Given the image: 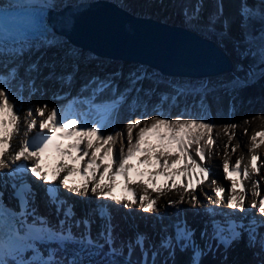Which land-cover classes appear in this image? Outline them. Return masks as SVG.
I'll return each instance as SVG.
<instances>
[{
    "label": "snow or ice",
    "instance_id": "obj_1",
    "mask_svg": "<svg viewBox=\"0 0 264 264\" xmlns=\"http://www.w3.org/2000/svg\"><path fill=\"white\" fill-rule=\"evenodd\" d=\"M58 7L64 5L57 4L56 0H45L44 3L36 4L32 27L28 33L14 41L0 39V175H6L11 180L13 197L18 208L17 211L4 205L3 193L0 192V264H10V261L11 264H157V256L162 250L168 251L169 256H174L177 247L181 252L191 250L189 264H201L205 252L212 250V244L206 242L205 247L201 248L193 239L194 231L179 213L170 225L173 233L169 234L168 227H164V234L158 245L146 244L149 240L147 234L137 231L134 238L121 241L117 246V237L114 235L116 225L112 223L109 205L97 204L96 207L88 209L84 216L76 217L74 204L60 196L59 188L56 187L57 181L60 188L78 196L87 198L91 193L98 200L123 203L125 207L139 203L142 211L146 213L160 212L161 206L158 205L157 198L150 195L149 189L156 193L162 192L163 189L157 184L163 178L166 182L171 181L169 190L182 188L185 193L179 201H168L166 208L184 202L185 196H190L191 203L196 207L199 205V197L194 193L197 185H203L208 180L210 169L203 163L206 158L203 147L198 148L194 155L189 149L202 140H206L207 144L212 143L214 123L207 117L161 118L163 113L160 112L151 117L141 115L127 122V151L125 153L122 147L117 159L114 157V146L117 137L122 133L115 130L106 132L105 129L110 128L111 124L90 123L75 116L61 117L58 107L49 109L48 105L29 108L23 114L18 102L22 97H18V93L27 90L29 95L37 92L42 95L44 90L42 86L37 87V79L45 68L49 71L44 75V80H53L61 85L55 93L57 99L68 95L63 88H70L80 71L82 53L64 36L74 23L75 13L51 19L50 14L56 12ZM202 8V0L191 9L185 7L183 12L186 21H198ZM222 15L223 8L220 5L218 13L208 18L209 31L215 30ZM239 16L242 39L235 40L233 47L240 58L253 61L245 73L247 79L243 83H247L249 80L264 77V0H257L255 4L241 0ZM254 23H258L259 28L254 27ZM222 27L227 34L229 25L226 21L222 22ZM53 49L55 51H52L51 58L45 59L48 51ZM32 56L35 59H31ZM237 67L240 68L239 65ZM21 68L24 70L23 76L20 75ZM58 68L61 71L58 72ZM69 68L71 71L67 70ZM114 77L115 74H111L102 79L94 75L83 85L84 90H88L89 85H96L92 89L93 93H103L111 89L112 99L104 101L111 106L108 113L111 119L117 118L120 107L128 101L132 93L136 95L133 96L129 108L135 110L140 107L141 93L148 96L157 91L156 87L145 88L141 83L150 79L143 69L129 74L128 85L122 91ZM152 83L158 85L159 79L152 78ZM240 83V77H236L224 86ZM168 87L176 96L185 90L176 82H169ZM79 98L85 101L89 99ZM95 99L96 96L93 95L92 100ZM149 118L153 120L150 127L146 123ZM141 124L145 126L140 127ZM137 128L139 131L133 142V131ZM257 136L260 137V142L254 145L255 148L264 144V132L252 136L251 140L256 141ZM61 138L70 139L72 142L63 144L60 142ZM52 153L57 156L58 165L49 174L43 160ZM171 156L177 158L169 162L168 157ZM242 159L243 157L237 159L231 170L228 159L222 162L224 178L230 182V187L226 189L217 185L214 188L218 203L226 202L230 209L240 212L245 209V181L251 180L253 173L261 172L257 163L260 159L258 155L252 154L247 166L243 168ZM9 168L11 170L7 173L3 172ZM24 174L32 175L45 185L48 202L55 207L57 216L60 217L56 226H52L47 217L39 215L36 208L32 207L36 193L31 184L22 179ZM233 174L238 179H233ZM76 175L83 178L79 184L69 180V177ZM134 176L139 179H134ZM194 177L196 184L193 183ZM182 178L185 182L178 184ZM121 179L127 192L125 196L114 194L116 182ZM260 184V180L253 181L252 195H261L256 190ZM131 185H136V188L143 186L142 195L138 196L136 188ZM226 191L229 192L227 198L224 195ZM250 208L256 210V215L245 214L246 223L228 219L225 224H217L213 220L212 235L209 237L205 230L201 232V238L218 241L228 248L233 241L241 238L242 232L246 233L249 247L258 249L261 257L259 264H264V231H261L264 229V197L258 203L253 201ZM164 215L171 216L172 213L165 210ZM96 218L103 223L96 237H93L91 225ZM157 219L162 220L163 217L158 216ZM74 228H82L83 231H73ZM44 241L56 245L55 248L47 249V256L37 247V243ZM70 247L72 254L69 256ZM137 248L140 250L141 259L133 262L132 254ZM28 251L32 252L31 257H25L24 254ZM94 257H99V261L94 262ZM121 257L123 260L119 259ZM164 264H167V260Z\"/></svg>",
    "mask_w": 264,
    "mask_h": 264
},
{
    "label": "bare ground",
    "instance_id": "obj_2",
    "mask_svg": "<svg viewBox=\"0 0 264 264\" xmlns=\"http://www.w3.org/2000/svg\"><path fill=\"white\" fill-rule=\"evenodd\" d=\"M84 1H92V0H56L57 4H62L64 5V7H66L68 4H78ZM120 1H122L121 3H123L127 9H132V11H135L139 14L157 16V18L162 19V20H169L175 23L183 24L184 26L195 30L200 35L202 33H204L205 35H209V37L216 39V40L214 39L212 40L217 42L219 45L220 43L226 44V45L230 43L231 45H234L235 40L242 39V36L239 34V31L241 30L240 26L237 25V23L235 22L237 20L238 21L240 20L239 18H237V15L239 14L237 11L240 9L241 0H218L220 1L222 5L223 15L220 17L221 19L219 23L215 25L214 31L208 30V27H207L208 24L205 23V21L208 16L218 13V9L220 5L217 0H202L203 8L201 12V18L198 21H194L192 23H188L186 21L183 10L185 7H188V6H189L188 8L191 9L193 5L197 4L198 2H201V0H120ZM248 2H253V0H248ZM64 7H58L57 10H61ZM224 21H226L228 25L231 22V25H232V28H230L231 25H229L227 34L224 33V28L222 27V22ZM236 30L238 31L237 33H236ZM205 35L202 34V36L209 38ZM230 35L232 39H234L232 42H229V40L227 39V37ZM52 51H55V50L54 49L49 50L48 54L45 56V59L51 58ZM81 53H82V56L79 61L80 71L76 74L71 87L63 88V91L68 93L67 96H62V98L60 99L56 98L55 93L57 92L58 89L61 88V85L53 80H48V81L44 80L43 78L44 75H47L49 71L48 69L45 68L43 70V74L40 75L37 79V87L42 86L44 90L43 94L41 95L39 92H37L36 94L29 95L27 90H25L23 93H18V97H22V99L18 100L19 106L23 114H26L29 108L34 109V108L42 107L44 105H48L49 109L51 107H58L61 110L60 111L61 117L75 116V117H78L80 120H87L90 123H99L101 125L111 124L110 128L105 129L106 132H111L115 130V131L122 133L121 136L117 137V143L114 146V157L118 159L120 156L119 150L123 147L126 153L127 147H128L127 139H126V131H127L126 124L129 120H135L136 118H139L140 115H142V111L140 109L139 113L137 112L133 116V118H130L129 114H131L130 113L131 111H128L126 109L128 104L131 103V101H129L128 99V101L120 107L117 118L111 119L108 115L111 106L104 103V101L112 99L111 89H107L103 93H93L92 89H94L96 85H89L88 90H84L83 85L87 84L89 78L94 75H98L102 79L105 78L107 76V72L117 73V75H119L123 80L128 81L129 74L134 71L139 70L141 66L137 64L112 62L111 60L99 59L89 54L88 52H84V51H81ZM36 55H39V53H36ZM232 56L233 55H231V57ZM232 58L236 65L234 73L235 75H237V72H236L238 70L237 66L242 62L249 63V60L242 59L238 55H235ZM25 59L27 60L28 58L26 57ZM31 59H35V56H32ZM143 68H145L146 70H151L146 67H143ZM67 70L71 71V69H67ZM57 71L59 72L61 71V69L58 68ZM152 71H155V70H152ZM20 75L21 76L24 75L23 68H21L20 70ZM148 76L150 77V79L144 80L141 82L144 86L156 87L157 90L173 92V90L168 87V83L159 81L158 85H153L152 78L154 77L151 76L150 74ZM228 77H231V76L228 75ZM211 79H208L207 81H210ZM182 80H189V79H182ZM123 89L124 87L120 88L121 91ZM93 95L96 96L95 101L92 100ZM79 97H88L89 99L85 101L84 99H80ZM144 106L146 107V114L150 115L151 117L153 115L152 111L155 107L153 102H149V103L145 102L142 105V108H144ZM221 108H223L222 118L224 119L230 118V116H232V112L234 111L233 100L225 101L223 105L215 107L214 109L218 111ZM257 115H258V112L256 111L255 116ZM128 116L129 118L126 119V117ZM152 122L153 120L150 118L146 121L149 127L151 126ZM233 123L235 125L236 124L238 125L237 132L241 133L239 136L236 135V138L238 139H234L233 136H230V134L228 133L230 130V126H225V125L220 126L218 124L219 126H217V129H214V130L212 129L213 133L211 134L213 137V141L217 142V144L214 143L212 145L214 146V148H212L211 146L212 143L207 144L206 140L201 146L204 148L205 153H206V158L203 163L206 167L210 169V175H209L208 180H210L211 182L216 181L217 183L216 184L212 183L209 185L208 180H206L203 183V185H197L196 192L194 193V195L199 197L198 206L194 207L193 204L191 203V197L185 196L184 202L178 203L175 207L166 208L165 206H167L168 201L170 200L179 201L180 197L182 195H185V193L182 188L181 190H177V189L169 190L168 186L171 184V181L166 182L163 178H161L157 184L158 186L161 183V188L163 189L162 192L156 193V192H152V190L149 189L150 195L153 198H157V203L158 205L161 206L160 212H152L151 214H154L156 216H162L163 219L165 220V225H170L171 222L177 219V213H179V215H182L183 211H185L187 217L194 216L196 212H197L196 216L198 215L202 216V213L199 211V209H201L204 206L203 204L205 203L203 196L209 197L210 195H212L211 198L213 199V202L215 204H219V205L222 204L223 207H227L226 202L218 203V198L214 194V188L217 185L224 186L226 189L230 187V182L224 178V173H223V168H222V162L225 159H228L230 167H232L234 166V163L237 159H240L241 157H243V159L241 160V167L243 168L247 166L252 154L258 155L260 159L258 160L257 163H258V166L261 167V172L259 174L253 173L252 179L249 181H245L246 188H247L245 208L247 209L250 208V204L253 201H256L258 203L260 198L264 196V144H260L259 148H255L254 145L260 142V137L257 136L256 141L251 140L252 136L257 135V133H259L258 131L255 130L258 127V125L257 123H255V120L252 119L250 116H248L246 113H243L240 116L239 120ZM144 126H145L144 124L140 125V127H144ZM138 131H139V128L134 129L133 131V136H134L133 142H135V138L137 136ZM60 142L63 144H70L66 141V139H63V138H61ZM198 146L199 145L197 144H193L191 148L189 149L190 153L194 155L196 153V150L199 148ZM48 157L50 158V160L46 162V169L49 172V171H52L55 167H57L58 158L55 155V153L48 155ZM176 158H177L176 156L170 157L171 161L175 160ZM196 158L198 159V157ZM141 159H143V157H141ZM114 168H115V165H114ZM10 170H11L10 168L4 169L3 172L7 173ZM2 176L3 177L1 178V184L4 186L5 200L7 201L8 204L17 206L16 199H14L11 195V189H12L11 180L6 175H2ZM25 176L26 175H24L23 177ZM76 176L72 177L71 182L76 181ZM133 178L137 180L139 179V177H136V176H134ZM233 179H238V177H236V175L233 174ZM255 180L261 181L259 188L256 189L260 191L261 193L260 196H254L251 194L254 189L253 181ZM5 182L7 183L5 184ZM120 182L122 181L119 180L116 182L115 188L119 186ZM184 182L185 180L182 178V180L178 181L177 183L182 184ZM193 183L194 184L197 183V180L195 177L193 178ZM131 187L136 188V185H131ZM209 188H210V191H209ZM211 188L213 191H211ZM142 189H143V186L136 188L138 196L142 195ZM91 195L93 194L89 193L88 196H91ZM125 195H127V192L124 189L123 194L120 196H125ZM224 195L227 198V196L229 195V192L226 191ZM82 197L83 196H78V198H82ZM116 204L119 206L120 204L124 206L123 203H116ZM137 206L139 209L140 208L139 203L134 206H129V207L124 206V207L126 209H129V208H135ZM165 210H167L168 212H171L172 215L165 216L164 215ZM81 213L83 214V216L86 214L82 210H81ZM112 220H113V224H116V222L118 221V218H114ZM51 221L48 220V222L52 226H56L58 224L57 220L55 222V220L51 219ZM97 227H98L97 228L98 230L100 229L101 225H97ZM146 229L151 231L149 227H147ZM262 230L263 229H261V231ZM151 233L152 235L154 234L153 231H151ZM243 243L244 241H241L239 244L242 245ZM244 244H245L244 245L245 249L247 251L251 250L252 252L251 251L250 252L254 254L253 256L255 258L257 257L256 264H259L261 257L259 255L258 249L253 248L252 250V248L249 247L248 242H245ZM235 245L236 244L233 245L232 243L228 248H225L222 244L217 243L216 246L212 248L209 254H205L201 258V264H234L232 261L231 255L233 251H235L234 250ZM37 247L39 249L41 248L40 252L43 253L45 256H47L48 254L47 249L50 247L55 248L56 245L54 243L44 241L42 242L41 246H37ZM104 250L107 251V248H105ZM125 253H127V250H125ZM71 254L72 253H71V247H70L68 251V255L70 256ZM24 255L25 257H31L32 252L28 251ZM190 255H191V250H188L185 252H175L174 256H169L168 251L162 252L161 255L157 257V264H164L165 260H167V264H189ZM92 259L95 262V261H99L100 258L94 257ZM119 259L123 260L122 257ZM140 259H141V253H140L139 248H137L132 254V261L136 262V261H139ZM10 264H11V261H10ZM241 264H245V263L241 261Z\"/></svg>",
    "mask_w": 264,
    "mask_h": 264
},
{
    "label": "water",
    "instance_id": "obj_3",
    "mask_svg": "<svg viewBox=\"0 0 264 264\" xmlns=\"http://www.w3.org/2000/svg\"><path fill=\"white\" fill-rule=\"evenodd\" d=\"M73 13L64 36L96 58L137 64L170 79L208 80L235 72L221 45L183 24L139 14L113 0L68 4L50 17Z\"/></svg>",
    "mask_w": 264,
    "mask_h": 264
},
{
    "label": "rangeland",
    "instance_id": "obj_4",
    "mask_svg": "<svg viewBox=\"0 0 264 264\" xmlns=\"http://www.w3.org/2000/svg\"><path fill=\"white\" fill-rule=\"evenodd\" d=\"M249 3L255 4L257 3V0H253V2H249ZM237 12L239 13V10ZM208 17L206 18L205 21V23L207 24H208V20H207ZM237 18L240 19L239 14L237 15ZM235 22L237 23V25H240V20L239 21L237 20ZM217 23H219V21ZM229 25H231V22ZM230 28H232V25ZM237 32L238 31L236 30V33ZM202 34L205 35L204 33ZM239 34L241 35V30L239 31ZM205 36L209 37V35H205ZM210 38L214 39L212 37H209V39ZM227 39L229 40V42H232L234 40L232 39L231 35L228 36ZM220 45L225 51L229 52L231 55L233 56L237 55V52L234 51V47H233L234 45H231L230 43L227 45L220 43ZM248 60L249 63L242 62L239 64L240 68L236 71L237 75L233 73L229 75L231 77H228L227 75L220 78L211 79L210 81L207 80L193 81V80L164 78L160 76V74H158L157 72L152 70H146L141 66L140 69H143V71H145L148 75L150 74L154 78L159 79V81H163L166 83L169 82L179 83L185 90L179 96H176L174 92L161 91V90H157L156 92L150 93L148 96H144V94L141 93L140 94L141 99L139 101L140 107L136 108L135 110H131L129 108V104L126 107L128 111H131L130 112L131 114H129L130 118H133V116L137 112L139 113L140 109H146L145 106L147 104L144 106V108H142V105L145 102L147 103L153 102L155 107L152 111L153 114L152 116H154L156 112H160L163 113V116L161 118L167 117V118L175 119L177 117H180L183 119H189L196 117H207L209 121H212L214 123V127H213L214 130L217 129V126L219 125L220 126L235 125L233 122H237L240 116L243 113H246L248 116H250L252 119L255 120V123H257L258 127L255 130L258 132H264V97H256V98L254 97L252 99L250 97L242 98L241 96L237 95V93L239 94L240 89L244 88L245 86L255 84V82L257 81L260 82L261 79L263 78L260 77L255 80H249L247 83H243V81L247 79L245 73L247 72L248 67L253 63L251 59ZM111 74H115L114 79H115V83L118 85L119 90L120 88L122 87L125 88L128 85V81L123 80L119 75H117V73L107 72V76ZM236 77H240L241 79V83L239 85L229 86V87L224 86L227 82L234 80ZM144 87L151 88L147 86ZM135 95H136L135 93L129 95L128 97L129 101H131L133 96ZM162 97H167V99H162ZM228 100H233L234 111L232 112V116H230V118L224 119L222 118L223 108L219 109L218 111H216L214 108L223 105V103ZM256 111L258 112L257 116H255ZM142 115L150 117V115L146 114V111H143ZM127 118H129V116L126 117V119ZM237 131H238V125L236 124L234 127L230 126V130L228 133L230 134V136H233L234 139H238L236 138V135L239 136L241 133L240 132L238 133ZM204 142L205 140L200 141V143L197 144L199 145L198 147L200 148ZM214 143L217 144L216 141H213L211 146ZM212 148H214V146H212ZM168 158H169V162H171L170 157ZM208 183L209 185L212 184L210 180H208Z\"/></svg>",
    "mask_w": 264,
    "mask_h": 264
},
{
    "label": "trees",
    "instance_id": "obj_5",
    "mask_svg": "<svg viewBox=\"0 0 264 264\" xmlns=\"http://www.w3.org/2000/svg\"><path fill=\"white\" fill-rule=\"evenodd\" d=\"M254 27L259 28L258 23H254ZM237 95L241 96L242 98L250 97V98H256V97H264V77L261 79V81L255 82V84L245 86L244 88L240 89L239 94Z\"/></svg>",
    "mask_w": 264,
    "mask_h": 264
}]
</instances>
